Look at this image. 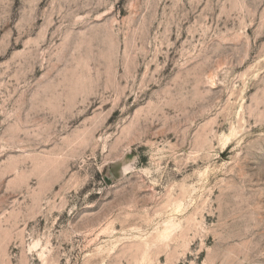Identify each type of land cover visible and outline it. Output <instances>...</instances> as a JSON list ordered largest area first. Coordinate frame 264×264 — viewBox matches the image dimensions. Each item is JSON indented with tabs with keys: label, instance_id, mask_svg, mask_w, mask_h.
Here are the masks:
<instances>
[{
	"label": "rangeland",
	"instance_id": "obj_1",
	"mask_svg": "<svg viewBox=\"0 0 264 264\" xmlns=\"http://www.w3.org/2000/svg\"><path fill=\"white\" fill-rule=\"evenodd\" d=\"M0 264H264V0H0Z\"/></svg>",
	"mask_w": 264,
	"mask_h": 264
}]
</instances>
